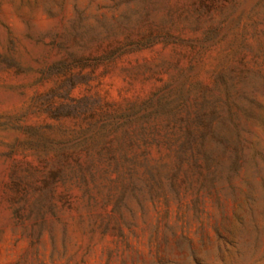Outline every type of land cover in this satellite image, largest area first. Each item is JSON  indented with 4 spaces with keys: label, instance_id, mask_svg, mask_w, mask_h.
Wrapping results in <instances>:
<instances>
[{
    "label": "rangeland",
    "instance_id": "1",
    "mask_svg": "<svg viewBox=\"0 0 264 264\" xmlns=\"http://www.w3.org/2000/svg\"><path fill=\"white\" fill-rule=\"evenodd\" d=\"M0 264H264V0H0Z\"/></svg>",
    "mask_w": 264,
    "mask_h": 264
},
{
    "label": "trees",
    "instance_id": "2",
    "mask_svg": "<svg viewBox=\"0 0 264 264\" xmlns=\"http://www.w3.org/2000/svg\"><path fill=\"white\" fill-rule=\"evenodd\" d=\"M195 156L200 155L201 158L205 161L206 152L202 149L196 150L194 153ZM120 165L122 167L121 174V187L125 189L130 186V189H135L133 182L140 184V190H146L151 196H156L159 191H161L164 183L167 182L168 187L171 190H175L178 185V176H182V181H186L192 179V176H196V178L201 176L202 166L197 162L196 159L186 164V167L183 168L181 162L174 163H149L147 161L129 164L127 167L124 164H116L115 167ZM125 169V171H124ZM140 171V172H139ZM139 176L135 179H132L134 174H138ZM127 176V183L124 181ZM139 190V189H138ZM122 197V196H121ZM117 203V201H116Z\"/></svg>",
    "mask_w": 264,
    "mask_h": 264
}]
</instances>
